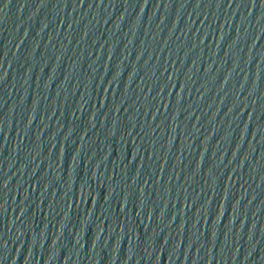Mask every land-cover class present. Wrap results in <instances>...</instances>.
<instances>
[{"label":"water","instance_id":"1","mask_svg":"<svg viewBox=\"0 0 264 264\" xmlns=\"http://www.w3.org/2000/svg\"><path fill=\"white\" fill-rule=\"evenodd\" d=\"M0 264H264V0H0Z\"/></svg>","mask_w":264,"mask_h":264}]
</instances>
